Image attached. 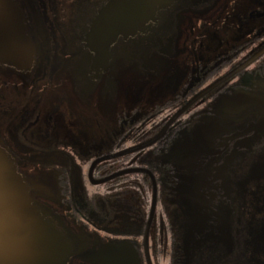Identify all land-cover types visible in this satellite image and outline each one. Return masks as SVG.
<instances>
[{"label": "flooded vegetation", "instance_id": "obj_1", "mask_svg": "<svg viewBox=\"0 0 264 264\" xmlns=\"http://www.w3.org/2000/svg\"><path fill=\"white\" fill-rule=\"evenodd\" d=\"M18 1L34 60L0 67V140L30 195L84 241L70 264L111 245L131 246L137 264H188L196 216L195 238L219 236L237 175L264 154V0L179 10L175 52L144 65L136 1ZM224 216L232 239L236 208Z\"/></svg>", "mask_w": 264, "mask_h": 264}, {"label": "water", "instance_id": "obj_2", "mask_svg": "<svg viewBox=\"0 0 264 264\" xmlns=\"http://www.w3.org/2000/svg\"><path fill=\"white\" fill-rule=\"evenodd\" d=\"M124 1H136V12L149 25L143 26V41L138 48L144 65L150 61L147 60L149 56L156 64L175 52L179 30L173 27L177 23H171V18H175L179 10H190L209 0ZM102 41L101 30H89V57L101 67L105 58ZM33 60V46L19 1L0 0V67L21 69L30 66ZM263 156L250 159L243 175H237L239 204L234 207L225 204L226 212L221 209L223 224L219 236L195 238L194 233L201 231L203 221L201 214L196 216V223L184 238L185 263L264 264ZM226 165L223 160L220 170L226 171ZM29 191L28 179L16 169L13 156L0 140V264H70L74 256L82 253L84 241L78 242L51 210L33 198ZM235 208L236 231L231 239L229 219L228 231L224 232V215H230ZM221 245L225 246V251H218ZM130 247L111 245L99 253L96 264H137L135 252Z\"/></svg>", "mask_w": 264, "mask_h": 264}]
</instances>
